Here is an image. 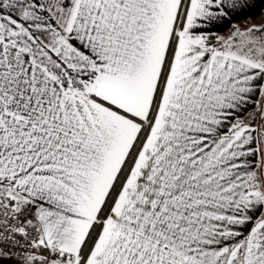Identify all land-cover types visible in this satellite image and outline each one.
<instances>
[{
	"label": "snow or ice",
	"instance_id": "6c2138e0",
	"mask_svg": "<svg viewBox=\"0 0 264 264\" xmlns=\"http://www.w3.org/2000/svg\"><path fill=\"white\" fill-rule=\"evenodd\" d=\"M0 264H264V0H0Z\"/></svg>",
	"mask_w": 264,
	"mask_h": 264
}]
</instances>
